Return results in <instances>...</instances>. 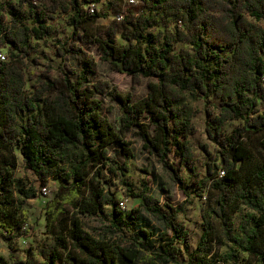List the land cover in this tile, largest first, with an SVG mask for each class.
Wrapping results in <instances>:
<instances>
[{
	"label": "trees",
	"instance_id": "16d2710c",
	"mask_svg": "<svg viewBox=\"0 0 264 264\" xmlns=\"http://www.w3.org/2000/svg\"><path fill=\"white\" fill-rule=\"evenodd\" d=\"M61 12L71 28L66 37L55 23ZM110 13L111 22H99ZM48 39L59 65L40 50ZM85 45L134 87L150 79L147 94L133 100L109 79H93L99 64ZM0 46L8 54L0 60V235L11 250L28 232V200L57 181L45 203L49 238L24 258L0 255V264H264V0H50L40 7L0 0ZM43 57L29 88V69ZM106 99L119 108L118 124L104 113ZM201 99L215 148L200 146L199 166L192 139L199 110L191 101ZM232 121L242 124L228 134ZM129 133L188 196L205 199L194 248L179 221L186 202L160 203L148 186L135 191L125 178ZM114 143L123 145L121 164L110 155ZM19 154L39 186L17 176ZM115 178L138 201L129 212L111 188ZM241 205L251 212L235 226ZM143 211L163 230L148 227ZM98 215L109 222L91 232L83 217ZM217 241L225 252L218 254Z\"/></svg>",
	"mask_w": 264,
	"mask_h": 264
},
{
	"label": "rangeland",
	"instance_id": "374dc122",
	"mask_svg": "<svg viewBox=\"0 0 264 264\" xmlns=\"http://www.w3.org/2000/svg\"><path fill=\"white\" fill-rule=\"evenodd\" d=\"M14 3H18L19 0H10ZM37 6H41L44 3H49L50 0H34ZM136 6V5H135ZM101 4H97V8H100ZM115 16L113 14L104 15L99 19L100 23H109L111 22ZM67 17L61 12L57 17V21L55 22L59 27L65 28V33L63 36H68L71 33V28L67 26L66 23ZM163 28V27H162ZM173 28L169 27V30ZM120 41H122L120 39ZM145 44L142 45L144 47ZM180 45V44H179ZM0 48L4 49L7 54L6 47L0 46ZM85 49L88 50L90 56L94 57L95 60L99 64V72L93 77L96 79L97 77L109 79L111 83L116 86L123 93H131L133 100L139 99L145 96L148 92V82L150 79L144 78L142 84L133 86L132 77L126 73L119 72L116 69H113L108 63L103 62L100 59L99 54L97 53L96 46L94 45H85ZM40 50H43L48 58H50L55 65H59L63 62L62 58L58 56L55 52V43L54 40L48 39L46 41H41ZM8 57V54H7ZM66 60L72 66L80 69L79 64L72 56H67ZM48 59L43 57L40 60V64L33 63L29 69V81L28 87H33L35 82L33 71H40L45 68V64H47ZM111 105L113 107L112 111L107 110V106ZM191 105L194 108H198L199 113L195 117L194 121L197 126V132L193 135L194 149L196 152V160L197 164L201 166L204 162L206 153L200 147L202 144H208L209 149L211 151L214 150L215 145L209 140L206 132V124H207V116L205 112L206 101L204 99L201 100H193L191 101ZM104 113L116 124L119 123L120 111L116 104L111 103L108 99L105 100V109ZM242 124L239 121H232L227 124L226 131L228 134L232 133V131ZM254 138L257 139L258 136L254 135ZM127 139L132 140V157L129 160L130 170L125 173V178L131 182L132 188L135 191L141 190L145 186L150 188V192L154 194L159 200L160 203L165 201L170 202L172 204H179L181 202H186V209L179 216V221L184 224L185 227L189 229L192 234V248L195 247L200 235H201V222L202 215L204 213V200H200L198 198H194L193 196H188L185 191L176 183H174L166 171L163 169L162 165L157 161V159L153 156H150L142 147V141L140 138L133 136L132 133L127 135ZM110 155L112 158H115L118 163H123L125 160L123 145L121 143H114L109 147ZM19 163L16 171L17 176L23 177L28 176L29 179H26L28 184L31 182L35 184V186H39V182L36 181V177L29 172H26L24 169V162L22 160L21 155L19 154ZM171 160L174 161L177 165L180 163V158L176 154H171ZM57 181L54 177H51L50 185L48 187L49 193L40 194L39 197H35L28 200L27 209L29 213V229L26 234L15 241L14 247L15 250H11L6 240L0 235V255L9 258L10 253H12L16 258L21 259L25 257V249L29 246H38L43 241L49 238L48 230H47V215L45 210V203L51 196L53 195V190L56 189ZM112 190L116 193V198L121 201L126 202V208L123 209L124 212H129L131 209L136 208L138 206V201L131 197L129 194L127 187L118 179L115 178L113 183H111ZM109 209V207H108ZM251 210L245 205H241L238 211L234 214L233 220L235 226H238L242 217L246 216L250 213ZM144 222L148 227H158L163 230L162 225L154 219L152 216L147 214L145 211L142 212ZM84 226L91 232H96L98 229L105 224H108L109 218L105 215L98 216H85L83 217ZM216 235L219 236V228L216 224ZM159 240L157 237H154L152 250H155ZM215 249L218 254H221L227 250V246L223 243L220 244V241L215 243ZM186 256V253L183 255ZM244 257V261L247 257V254H242ZM216 264H222L220 261H217Z\"/></svg>",
	"mask_w": 264,
	"mask_h": 264
},
{
	"label": "built area",
	"instance_id": "2783aa9c",
	"mask_svg": "<svg viewBox=\"0 0 264 264\" xmlns=\"http://www.w3.org/2000/svg\"><path fill=\"white\" fill-rule=\"evenodd\" d=\"M129 1H130V3H136V0H129ZM91 10L93 11V8H92ZM7 59H8V57H7L6 52L0 48V60H1V61H5V60H7ZM43 192H44L45 194H48V193H49L48 188H47V187H44V188H43ZM120 206H121L122 208L125 209V208H126V202L123 201V200H121V201H120Z\"/></svg>",
	"mask_w": 264,
	"mask_h": 264
}]
</instances>
